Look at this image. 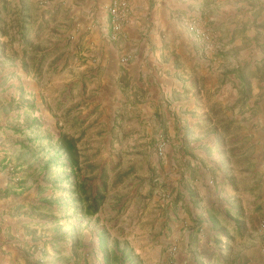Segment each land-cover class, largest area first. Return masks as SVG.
Segmentation results:
<instances>
[{
	"label": "rangeland",
	"instance_id": "1",
	"mask_svg": "<svg viewBox=\"0 0 264 264\" xmlns=\"http://www.w3.org/2000/svg\"><path fill=\"white\" fill-rule=\"evenodd\" d=\"M49 1L52 0H37L36 5H30L31 15L36 18L38 5H46ZM241 8L235 13L229 12L227 20L234 19L237 13L244 16L248 10L244 9V5ZM217 10L214 11L219 14L220 9ZM64 12L65 9H58L52 16L46 14L45 38L42 39L43 34L36 40L33 36H38L39 31L32 30L33 36H30L34 39L28 40L29 49L23 54L30 66L40 70L39 90L23 96L17 91L0 95V144L6 146L14 157L6 168L8 176L15 180L13 182H18L16 178L20 177L26 179L25 190L31 188L35 200L27 208L39 213L47 230L51 231L47 236L53 234L64 244L63 257L71 235L70 227L74 225L81 237L86 225L92 230L105 226L104 232H92L91 238L100 246L105 237L110 264H161L160 259L165 255L173 256L179 251L176 244L169 245L168 254L166 246L161 249L157 246L162 231L166 230L167 215L178 209V202L171 201L172 192L178 184L167 183L169 173L165 161L168 151L176 144L173 139L186 145L187 159L181 160V167L192 176L200 175L202 180L205 174H211L213 186L220 184V195H217L230 206L232 217L230 221L222 222L225 227L216 237L219 247L231 248L232 255L237 257L246 254L249 247L261 246L264 256V232L260 227L264 223V42H256L254 47L250 46V41L240 37L250 30L251 24L239 20L231 35L227 28V31H219L221 38L217 39L213 36L217 30H212V27L218 24L207 28L194 14L175 16L180 26L191 32L199 42L201 48L197 45V49H201V58L206 61L204 68L210 72L207 81L212 85L204 87L202 68L199 67L195 70H198L194 75L195 81L186 83L187 89L173 95L180 104L166 102L148 107L135 104L131 108L120 106V113L116 116L115 110L111 113L105 105L95 104L97 89L94 83H88L83 88H61L63 79L68 78L67 82H72L74 73L71 68L74 58L63 54L67 45H60V41L54 40L55 31L64 28L60 25L65 20ZM2 14H8L9 29L13 31L20 21L12 11L3 10ZM189 18H194L197 28L205 30L209 38L189 30ZM231 41L232 46L226 48ZM3 44L9 53L13 54L12 50L17 52L13 49L17 41ZM256 47L262 53L256 51ZM35 50L42 51L40 57H34ZM256 52L262 55L256 57ZM262 64L260 72L263 74L251 77L249 98L240 104V85L231 70L243 65H248L250 70ZM212 68L218 72L215 73ZM59 98L64 101L57 104L54 99ZM90 98L91 101L86 103L85 100ZM173 112L181 116L179 120L173 121ZM34 120L41 124L38 131H26L23 135L13 131L14 127H26ZM177 127L181 129L182 136L174 138L173 130L176 132ZM50 133L81 135L79 147L83 157H90L89 164L97 167L89 174L92 180L96 178L95 182L99 181L97 175L103 167L106 196L95 215L73 211L72 203L77 196L70 193L65 176L67 172L62 166L51 163L45 168L41 165L49 156H55L54 146L45 139ZM198 158L200 165L196 162ZM20 159L26 167L16 169L15 162ZM203 170L204 175L198 174ZM181 186L188 194L187 203L183 204L187 211L190 203L199 209L200 198L205 194L211 201L214 200L213 193L205 184L196 188L193 180L187 178ZM183 194L181 196L179 191L175 193L176 199H181ZM222 201L218 208H222ZM212 204L215 203L212 201ZM214 206L211 209L216 214Z\"/></svg>",
	"mask_w": 264,
	"mask_h": 264
},
{
	"label": "crops",
	"instance_id": "2",
	"mask_svg": "<svg viewBox=\"0 0 264 264\" xmlns=\"http://www.w3.org/2000/svg\"><path fill=\"white\" fill-rule=\"evenodd\" d=\"M36 2L37 0H0V13L3 10L12 11L20 21L10 31L8 14L0 15V95L9 91H21L24 95H29L39 90L40 70L30 66L26 61L27 56L23 58V54L29 49L28 40L34 39L31 33L38 30V36H33L38 40L44 34L46 14L52 16L58 9H65V20L60 24L64 28L55 31L54 40L60 41V45H67L64 56L71 55L74 58V64L71 65L74 72L72 82H67L68 78L63 79L61 88H83L88 83H94L97 89L95 104L105 105L111 113L115 110L116 116L120 113V106L131 108L135 104L148 107L166 102L180 104L173 95L187 89L186 83L195 81L194 75L198 71L195 70L199 67L202 68L204 87L212 85L207 81L210 72L204 68L206 61L201 58V49H197V45L200 47L199 42L191 32H186L180 26L175 17L178 14H184L185 17L194 14L207 28L218 24L212 27V30L218 32L213 35L217 39L221 38L220 30L227 31L228 28L231 35L235 31L233 29L238 27L239 20L247 21L251 24L250 30H246V34L242 33L240 37L250 41V46L254 47L256 42H264V0H129V16L118 32H114L110 24L107 10L110 0H52L46 5H38V16L34 18L30 5H36ZM241 5L245 6L247 13L244 16L241 13L234 14V19L227 20L229 12L235 13L238 9H243ZM218 8L220 11L216 14ZM17 11H20L22 17L15 13ZM48 21L51 22L50 19ZM29 27L31 28L28 30ZM44 38L45 34L42 36ZM12 41L18 42L13 45L18 53L13 50V54L9 53L3 44ZM232 42L226 48L231 47ZM35 51L34 57H40L42 51ZM256 51L262 53L259 47H256ZM260 52H256V57L262 55ZM124 57L128 60H123ZM214 68L212 71L218 72ZM54 100L57 104L64 101L62 98ZM85 101L87 103L91 98ZM171 116L173 121L181 117L174 112ZM180 130L177 127L172 136L181 137ZM173 140L176 144L168 151L165 161L166 171L169 173L167 183L178 184L171 195V201L178 202V209L167 215L166 230L162 231L157 246L159 249L166 246L168 254L169 245L176 244L179 251L173 256L165 255L160 263L264 264L261 246L249 247L246 254L235 257L231 248L226 250L216 243L218 233L225 227L222 222L230 221L232 217L230 206L219 198L220 184L213 186L211 174L204 175V170L200 173L198 171V174L205 177L202 180L200 175L192 176L181 167V160L187 159L186 145L182 142L179 144L178 139ZM13 158L6 146L0 144V264H110L105 237L100 246L99 242L91 238L92 232L105 231L103 225L94 230L86 225L82 237L77 234L76 225L71 226L70 239L63 257L64 244L56 240L53 234L52 237L47 236L51 231L47 230L39 213L27 208L35 200L31 188L25 190L26 179L20 177L16 178L18 182H13L15 180L8 176L6 168L13 162ZM196 162L200 165L199 158ZM25 165L21 159L15 162L16 169L26 167ZM187 178L193 180L196 188L205 184L213 193L212 201L215 204L205 194V197L200 198L199 209L190 203L187 211L184 205L187 203L188 194L181 186ZM17 186L20 187L15 188ZM178 191L181 196L184 193L181 197L184 203L181 199H176L175 193ZM37 197L40 199V196ZM221 201L224 204L222 208H218ZM212 206L216 208V214L211 209ZM95 238L98 239L96 236ZM153 261H157V258Z\"/></svg>",
	"mask_w": 264,
	"mask_h": 264
},
{
	"label": "trees",
	"instance_id": "3",
	"mask_svg": "<svg viewBox=\"0 0 264 264\" xmlns=\"http://www.w3.org/2000/svg\"><path fill=\"white\" fill-rule=\"evenodd\" d=\"M17 12L15 13L19 17H22L20 11ZM263 64L250 70L248 65L239 66L231 70V72L235 73L240 85V88L238 89V93L240 94V104H243L249 98L251 92V77L263 74L261 73ZM20 95L23 96V92L20 91ZM30 107L33 108V105L31 104ZM40 125V122L34 120L26 127H14L13 131L23 135L26 131H38ZM45 139H47L54 146L55 156H49V159L46 162H42L41 165L45 168H48L51 163L56 166L57 164L62 166L63 170L67 172L65 176L69 183V191H71V194L77 196L72 203L73 211L85 215H95L100 209V206L104 202L106 196L103 167H101L100 173L97 175L99 181L95 182L96 178H93L92 180L89 174L96 170L97 167L89 164V161L91 160L90 157H83V152L79 147L81 135L75 136L68 133L53 135L50 133L46 134ZM99 182L101 183L99 184Z\"/></svg>",
	"mask_w": 264,
	"mask_h": 264
},
{
	"label": "built area",
	"instance_id": "4",
	"mask_svg": "<svg viewBox=\"0 0 264 264\" xmlns=\"http://www.w3.org/2000/svg\"><path fill=\"white\" fill-rule=\"evenodd\" d=\"M107 10L110 17L111 27L114 32H118L123 27L129 16V0H111L107 7ZM187 26L189 30L197 33V35L209 38V34L206 33L205 30L197 28V22L194 18H189L187 20ZM123 60H127V58L124 57ZM160 153H162V150H160ZM260 227L264 232V223H262Z\"/></svg>",
	"mask_w": 264,
	"mask_h": 264
}]
</instances>
